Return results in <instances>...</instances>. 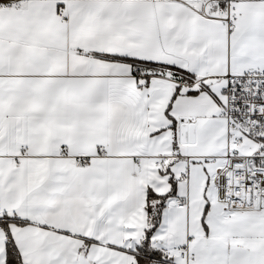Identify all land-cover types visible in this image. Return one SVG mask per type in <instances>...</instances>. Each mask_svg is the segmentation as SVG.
Returning <instances> with one entry per match:
<instances>
[{
    "label": "snow or ice",
    "instance_id": "1",
    "mask_svg": "<svg viewBox=\"0 0 264 264\" xmlns=\"http://www.w3.org/2000/svg\"><path fill=\"white\" fill-rule=\"evenodd\" d=\"M0 264H264V0H0Z\"/></svg>",
    "mask_w": 264,
    "mask_h": 264
}]
</instances>
